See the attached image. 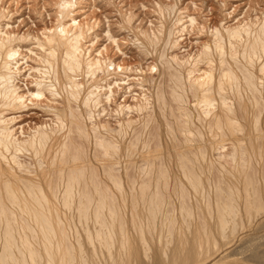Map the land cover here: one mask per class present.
I'll use <instances>...</instances> for the list:
<instances>
[{
  "label": "bare ground",
  "instance_id": "6f19581e",
  "mask_svg": "<svg viewBox=\"0 0 264 264\" xmlns=\"http://www.w3.org/2000/svg\"><path fill=\"white\" fill-rule=\"evenodd\" d=\"M69 4L70 1L61 4V18L55 36L40 43L48 48L44 60L49 81L37 82V89L32 93L40 96L45 88L55 95L63 93L65 105L52 108L56 117L54 126H39L23 138L16 136L10 126L15 118L4 116L5 111L19 108L21 103L18 101L23 98L15 83L19 51L13 46L12 37L0 34V264H138L143 261V246L146 251L143 256L151 258L144 234L146 230L149 233L157 231L156 220L161 213L166 214L163 215V224L168 227L166 233L170 232V235L177 230V219L167 213H181L183 228L190 237H177V244L170 254L160 247L152 264L203 263L204 256L208 255L206 246L211 249L216 239L215 232L221 238L230 237L238 230L242 213H247L251 220L264 212L261 197L264 187L260 185L264 182V174L263 180L257 174L262 166L264 168V24L256 31L247 26L229 27L225 29L226 35L217 29L214 49L206 47L198 59L192 61L193 66L190 65L191 69L188 66L185 72L186 79L182 70L170 69L173 70L168 72V79L173 84L171 93L165 90L168 94L165 96L161 86L155 92L161 116H165V108L170 107L168 102L172 103L166 98L169 95L178 112L176 116L175 111L176 117H173L170 114L172 109L167 108L170 110L168 117L176 118L177 122H174L175 126L171 121L172 125L166 123L167 134L172 137L166 160L159 126L154 128L159 139L157 145L152 141L157 135L150 131L153 125L148 130L150 120L157 121L155 116L158 117L148 96L144 95L142 103L120 105L116 110L120 115L125 109H134L137 113L152 109L144 115L143 131L142 127L141 132L135 127L138 134L134 139L132 135L130 140L127 139V129L135 132L134 120L122 118L116 127L108 121L92 122L90 128L82 113L74 108V102H81L87 107V118L93 120L96 114L92 108L102 102L100 81L104 79L97 78V72L103 69L100 61L85 59L81 36L71 33V26L64 21ZM173 25L167 40L176 45L177 33L186 27L180 16ZM227 38L229 59L236 67L226 59ZM212 54L219 58L216 71L211 64L210 70L196 73L200 60L211 61ZM161 55V59L164 58V54ZM172 60L180 67L187 63L178 55H173ZM80 72L94 78L87 89L74 79ZM168 85L170 87V83ZM188 90L195 98V115L190 110L192 101L188 99ZM106 100H112L111 96L108 95ZM91 136L95 142L94 160L88 157L82 141H78V137L79 140L84 137L90 140ZM210 151L215 153L217 167ZM23 155L33 158L35 165L23 162ZM254 161L259 165L257 171L255 166L253 168ZM171 163L176 164L189 185L177 181L180 186L177 191L174 189L179 206L171 202L173 207L170 206L172 209L169 210V201L166 200L171 198L168 199L167 195L165 199L164 189L170 186ZM132 168L144 172V177L149 174L153 177L155 171L156 177L140 180L134 176ZM121 169L127 177L129 192ZM215 169L220 174L219 179L218 174L215 175L217 171L212 172ZM207 172L213 173L215 184L207 175L206 185L204 176ZM192 192L198 215L203 213L204 221L198 225L191 224L190 220L196 208L191 202ZM118 194L124 201L129 195L130 199L132 197L130 220L121 212ZM141 203L143 209L140 210ZM75 220L79 221L82 231L73 228ZM131 226L133 231L138 230V235L140 232L139 238L143 242L140 250L130 235ZM250 253L258 262L264 263V248L260 244Z\"/></svg>",
  "mask_w": 264,
  "mask_h": 264
},
{
  "label": "rangeland",
  "instance_id": "374dc122",
  "mask_svg": "<svg viewBox=\"0 0 264 264\" xmlns=\"http://www.w3.org/2000/svg\"><path fill=\"white\" fill-rule=\"evenodd\" d=\"M64 1H70L67 7V9H69L68 15L67 18L65 17L64 21L71 26V33L81 36L80 45L83 54H85V59L94 62L99 60L103 66V69L97 72V78L99 80L103 78L104 80L100 81V86L102 87V96L100 99H102V102L98 104L97 107L92 108L96 114L95 118L93 120L87 118V107L81 102H74V108L82 113L85 117L86 125L90 128L92 127V122L99 123V121H101L104 123L108 121L112 127H116L118 126L119 120L122 118L125 120L130 118L134 120L133 127H138V131H140L142 127L141 131H143V124L145 121L144 115H146L145 113L147 111L149 114L152 109L144 111V113H137V110L134 109H125L124 113L120 115L116 110L120 105L134 106L136 103H142L144 95H146V97L148 96L147 98L150 99L151 104H153H150V106H152V108L155 106L156 114L158 115V117L155 116L157 121L150 120L151 123L148 130H150L151 125H153V130L151 129L150 131L157 134L154 130L159 126V136L166 149V160H168L167 150L172 145V137L167 134L168 130L166 123L170 124L172 122L173 125H170L175 126L174 122H177V119L175 118L176 120L174 119V121L172 117H169L170 114L174 117L175 111L177 116L178 112L176 104H174L171 95H169V98H166L168 101H172V103L168 102V105L171 104V108L169 106L165 108L166 114L165 116L162 115L164 118L166 117L164 121L159 112L155 92L156 90L158 92L159 86H161L160 90L162 89L164 94L165 92L168 94L171 93L170 89H172L171 85L173 86V84L170 78L168 79V72L177 69L178 71L182 70V72L180 71L182 76L188 78L185 72L189 68L191 69L190 65L193 66L194 62L192 61L196 60V58L198 59L199 54H201L206 47L210 46L211 49H214L213 45L217 29L224 34L226 28L238 26H247V28H251L250 30L253 31L254 28V31H256L258 27L264 24V0H0V30L2 32L0 34H2V36L6 35L12 37L13 46L19 51L16 57L19 62V71L16 73L15 83L19 86V93L23 97L18 101V103H21V106L5 111L4 116L7 118H15L10 126L14 129L16 136H20V138L27 137L39 126H54L56 117L52 112V108H62L65 105V101L62 97V95H64L63 93L55 95L48 88H45L43 94L40 96H34V94H32L35 93L37 89V82L49 81L46 79L47 70L44 60L48 51L46 49L48 48L47 46H41L40 43L55 36V30L61 18V4ZM179 16L186 28L182 32L177 33L176 36H179L178 43L173 45L168 42L167 39L169 37L167 35L168 31L174 27L173 23ZM227 43H229L228 38L226 40V50L230 48ZM161 54H164L163 60L161 59V56H163ZM173 55H178L179 59L181 58V60L187 62L186 65L180 67L174 60H172V62L171 59ZM214 55L212 54L213 58L211 57V59L216 63L213 60H211L212 63L205 58V60L201 59L198 64L199 70L195 68L196 73L201 74L204 70L212 68L211 64L214 65L212 69L215 70L216 64L219 65V58L216 54ZM167 58L171 65L167 63ZM229 58L230 49L228 50L226 59L229 60V64L231 63L236 67V64H234L235 62ZM243 63H245V61H243ZM155 65L157 68H153ZM107 67L109 68L108 71ZM196 73L194 75L198 76L199 74ZM216 73H218V71ZM257 73L259 72L257 71ZM74 79L85 85V89L94 81V78L90 74L87 75L86 72H80ZM169 83L170 87L168 85ZM186 83L188 85V82ZM167 93L165 96H168ZM191 94L192 93L188 90V99L190 102L192 101L190 110L195 115L197 113L195 107H193L195 98ZM108 95L111 96L112 100H106ZM172 105L175 107V110H173ZM167 108L172 109L171 113ZM155 122L157 124H155ZM196 125L201 128L198 122ZM134 130L135 132L131 128L127 129V139L129 138L130 140L132 135L133 139L137 136L138 133L136 134V128ZM91 133L93 134L92 130ZM153 137L154 139L152 138V141L157 145L159 140L158 134ZM155 137H157L156 140ZM88 140L89 139H85V137L79 140L78 137V141H82L81 143L84 145L85 152H88V157L94 160L95 142L92 136L91 139ZM153 143L151 144V148H153ZM227 148L228 151H230L229 146H227ZM210 153V155H213L212 159L215 164V153L211 151ZM21 159L28 165H35V160L30 158V156L23 155ZM167 163L169 164V161ZM171 165L172 177L170 179V186L168 189H164L165 199H167V195L168 199L169 197L171 198L166 200L169 201V210L172 209L170 208L172 204L174 206H179V198L175 192V189L177 191V188L180 186L177 181H180V184L181 182L187 184V181L183 178L176 164L171 163ZM257 165L258 163L256 164L254 161L253 168L255 166L256 171L259 167V165ZM217 166L218 163L215 164V167ZM131 170L136 178H140V180L143 179L145 175L144 172L136 168H132ZM121 171L124 172L122 169ZM129 172V174L133 175L130 170ZM212 172H216L215 175L219 173L216 169ZM213 173L207 172V174H205L206 177L204 176V181L206 185L208 184L207 175L210 177V180H212ZM257 174L259 178L263 180V166L260 171L258 170ZM147 175L148 174H146V176ZM148 176L154 179L156 177L155 171L152 175L153 177H151L150 174ZM148 176L144 178L148 179ZM218 176H220V174H218L217 177ZM217 179H219V177ZM213 180L212 184H215V176ZM174 182H176V184ZM124 184L126 190L129 192L130 188L127 183L125 172ZM152 184L154 185L155 183L152 182ZM260 185L264 187V182L260 183ZM113 190L116 192L114 187ZM261 197L264 202V191H262ZM118 198L121 212L130 220L132 197L131 199L130 195L126 197V202L119 194ZM194 198L193 193L191 202L196 208L195 213H193V219L191 218L190 220L191 224L198 225L203 222L204 219L203 213H200V215L202 214L201 216L198 215L199 212L197 206H195L196 199L194 203ZM171 202L172 204H170ZM141 205L140 210L143 209V204L141 203ZM180 214L172 213L171 215V213H167V216L174 215L177 219V230L172 235L169 234L170 232L166 233V231L169 230L168 227L163 224L165 217L163 215H166L165 213L160 214L161 218L160 215L157 217V231H150V233L149 230L145 231L146 247L148 248L147 253L151 257L150 259L143 256V253L146 251L143 250L144 246L142 249L141 244H143V242L139 238L140 232L138 235V230L134 229L133 231L132 226L129 227L130 235L135 242L134 245L137 246L139 250L140 248L142 249L143 261L138 264H152L153 256L158 253L160 247L167 249V253L170 254L171 249L177 244L180 236H182V238H185L186 235L190 237L189 232L186 231L185 233L186 229L184 230L183 221L181 220L183 217H181L182 214L181 216ZM196 215H198L197 218ZM254 218L250 220L248 219L247 213H242V222H239L240 225L238 230L230 237L221 238V236L215 232L214 238L216 239L213 241L211 249H207L208 245H205L207 248L205 246L203 247L206 248L205 252H208V255L204 256V262L201 264H264L258 262L251 256L252 253H250V251L252 252L254 247L259 244L264 248V212L255 215ZM73 222L71 221L73 228L77 227L82 231L79 221L78 223L77 220ZM163 226L165 229H162ZM182 233L184 234L182 235ZM74 243L76 244V242Z\"/></svg>",
  "mask_w": 264,
  "mask_h": 264
}]
</instances>
